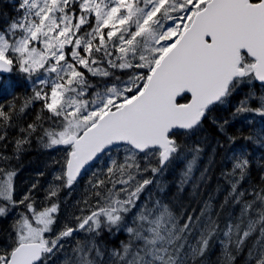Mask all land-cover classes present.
I'll use <instances>...</instances> for the list:
<instances>
[{
    "label": "snow or ice",
    "instance_id": "6c2138e0",
    "mask_svg": "<svg viewBox=\"0 0 264 264\" xmlns=\"http://www.w3.org/2000/svg\"><path fill=\"white\" fill-rule=\"evenodd\" d=\"M8 3L0 264H264V157L256 176L248 148L222 158L218 205L167 199L175 163L195 193L225 143L264 150V0ZM31 151L57 154L18 191Z\"/></svg>",
    "mask_w": 264,
    "mask_h": 264
},
{
    "label": "trees",
    "instance_id": "16d2710c",
    "mask_svg": "<svg viewBox=\"0 0 264 264\" xmlns=\"http://www.w3.org/2000/svg\"><path fill=\"white\" fill-rule=\"evenodd\" d=\"M0 9H3L5 12L11 13L12 9L8 0H0ZM3 97H9L7 91L0 92V102H3ZM221 116L226 115V112H221ZM257 120V118H255ZM259 124H264V121H260ZM206 134L209 136V145H213L216 140V134L211 132L207 125H205ZM242 129L243 134L247 135L250 131L246 122L243 120H237L229 129V134L238 133L237 130ZM244 148H248L251 151L250 159L252 161V174L256 176L258 174L257 164L264 157V150H258L253 148L252 145L246 144L243 139H238L235 145H228L225 143L224 149L215 156V163L212 164L209 177L206 183H202L199 186L197 191H193V185L190 183L185 186L184 191H179L176 187V173L177 170L181 167L179 163H175L173 168L170 169L167 180L170 185V192L167 197L168 200L173 201V211L179 215L182 211L192 212L193 209L199 213L200 208L203 206V202L209 198V196L213 197L214 205H218V203L223 199L224 192L217 193L216 186L218 183L217 177L219 175V170L222 167H230V163L228 161L222 162V158L225 155H231L233 152L243 151ZM55 152L50 153H41L39 151H31L24 155L21 160L22 170L19 176L16 178L17 190L19 191L24 185L30 180L36 179V173L43 171L44 163L46 160L50 158L52 155H56ZM211 158V147L209 146L207 151L203 154L201 158V162L199 163L197 169L194 172V177H199L200 172L203 171L204 165H207L209 159ZM87 176L84 177V180L81 181L80 185L77 187L75 193L73 194L72 199L75 200L78 198L83 192L84 181L87 180Z\"/></svg>",
    "mask_w": 264,
    "mask_h": 264
},
{
    "label": "flooded vegetation",
    "instance_id": "af4514ba",
    "mask_svg": "<svg viewBox=\"0 0 264 264\" xmlns=\"http://www.w3.org/2000/svg\"><path fill=\"white\" fill-rule=\"evenodd\" d=\"M257 121L260 123V118L257 117Z\"/></svg>",
    "mask_w": 264,
    "mask_h": 264
},
{
    "label": "rangeland",
    "instance_id": "374dc122",
    "mask_svg": "<svg viewBox=\"0 0 264 264\" xmlns=\"http://www.w3.org/2000/svg\"><path fill=\"white\" fill-rule=\"evenodd\" d=\"M204 167H205V165H204ZM204 167H203V169H204Z\"/></svg>",
    "mask_w": 264,
    "mask_h": 264
}]
</instances>
